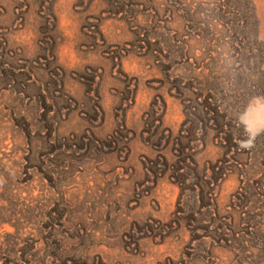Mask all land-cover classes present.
<instances>
[{"label": "rangeland", "instance_id": "obj_1", "mask_svg": "<svg viewBox=\"0 0 264 264\" xmlns=\"http://www.w3.org/2000/svg\"><path fill=\"white\" fill-rule=\"evenodd\" d=\"M0 264H264V0H0Z\"/></svg>", "mask_w": 264, "mask_h": 264}]
</instances>
